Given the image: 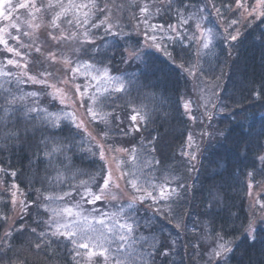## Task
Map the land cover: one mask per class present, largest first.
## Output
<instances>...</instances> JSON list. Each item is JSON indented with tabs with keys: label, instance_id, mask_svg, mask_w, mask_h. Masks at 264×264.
Listing matches in <instances>:
<instances>
[{
	"label": "trees",
	"instance_id": "trees-1",
	"mask_svg": "<svg viewBox=\"0 0 264 264\" xmlns=\"http://www.w3.org/2000/svg\"><path fill=\"white\" fill-rule=\"evenodd\" d=\"M30 1L39 0H15L8 12H28L30 6L20 8L19 5L29 4ZM41 1L40 4L45 7L49 2L53 4V0ZM103 1L98 0L99 7H92L95 12L91 16L105 23L113 22L114 19L115 23L118 14L122 15V29L114 28L120 35L107 32L103 24L97 28L90 26L91 28H86L87 40L85 32L79 31L82 35L75 36L76 42L80 44L93 40L88 45H81L83 48L79 46L78 53L83 49L86 55L89 47L99 45L105 38L112 36L120 44L111 56L112 63L116 68L123 67L127 61L121 58L122 53L129 47L127 41L130 40L127 30L131 23L126 22L131 15L121 0H106L104 4ZM187 1L196 6L205 4L204 0ZM254 1L243 0L249 11L255 8L259 12L261 7L252 4ZM216 2L225 23L224 36L215 45L214 51L203 58L201 73L209 80H215L219 76L223 78L221 96L226 111L221 116L220 125L224 133L211 146L205 147L207 154L200 160L197 168L200 169L199 172L193 178L189 177L188 185L191 186H188L187 193L183 196L189 204H184L182 209L180 227L195 223L207 231L212 228L222 230L233 241L228 264H264V223L260 220L264 213H255L250 203V185L264 182V161L260 159L264 156V96L257 97L252 91L253 85L259 90L264 84V23L261 22L264 18L257 16L252 19L248 16L245 20L240 17L233 0ZM224 3L231 5V10L225 11L222 6ZM155 6L161 8L160 3ZM232 20L240 22L232 25ZM237 30L240 35L236 41H232L229 34H235ZM187 44L170 45L171 56L159 51L155 45L146 46L144 59L136 63L151 74L152 81L162 93L161 101L158 106L146 111L147 120L138 117L135 124L130 120L136 134L132 133L133 130L125 120L130 111L127 107H120L117 113H123L118 119L121 124L115 123L114 127L107 130L98 127L103 141V144L98 141L101 145L105 148L120 147L123 150H129L133 146L138 150L144 148L160 168L168 170L173 164L176 165L188 142L191 127L184 98L191 86L186 69L195 60V45L190 44L185 50L184 45ZM177 52H180V57L176 56ZM137 126L139 131L136 130ZM102 129L108 132L107 136L103 135ZM85 136L87 140H96L88 133ZM41 145L39 137L27 134L18 140H8L6 146L0 147V170H3L0 171V242H3V246H0V264H81L74 259L73 245L64 238L56 239L50 246L41 243L40 249L35 248V244L41 242L38 234L44 230L42 222L33 214L32 207L37 206V201L40 200L37 189L41 192L47 190L46 195L56 196L69 189L72 184L104 171L106 167L100 158L99 145L96 144L94 155L72 147L71 151L57 154L51 160L46 158ZM13 172L16 173L15 176L11 175ZM57 172L59 180L53 179ZM14 184L19 185L18 190L12 188ZM13 191H16L15 204L12 203ZM216 192L224 196L220 204L212 202V196ZM261 199L264 203V193L261 194ZM25 204L26 210L23 207ZM253 218L256 219L255 241L243 231V226ZM159 220L157 217L156 222ZM166 227V230L161 229V233L169 235L170 242L167 241V244L171 245L173 238L176 245L168 249L171 255L160 258L162 260L158 264H206L207 258L201 248L194 247L197 241L192 240L191 234L177 238L173 228L181 229L176 227L174 221ZM32 229H36V232L33 233ZM6 232L11 235L4 241ZM196 232L197 230H191V233Z\"/></svg>",
	"mask_w": 264,
	"mask_h": 264
},
{
	"label": "rangeland",
	"instance_id": "rangeland-1",
	"mask_svg": "<svg viewBox=\"0 0 264 264\" xmlns=\"http://www.w3.org/2000/svg\"><path fill=\"white\" fill-rule=\"evenodd\" d=\"M14 1L10 0L9 4L4 8L5 14L11 16L12 19L6 20L0 17V28L7 30L5 39H8L9 46L15 48L21 55L15 56L12 53H8L4 49V46L0 45V71L5 73L11 72L13 74L12 77L0 76V85H3V88H0V103H2V97L7 95L4 89H11L17 97L25 96L24 101L17 102L15 105L17 108H20L22 104H31L33 106H39L40 108H47L49 111L57 112L62 116L65 113H74L75 122L80 124L81 127L77 129L65 117L62 125L64 131H57L56 135L57 137L69 136V130H71V136L73 138L72 147L83 150L88 155H94L96 153V144L99 146L103 144L99 136L98 127H103L104 130H107L114 127L113 125L115 123L121 124V120L118 119L121 118L123 113L122 111L117 113L120 107H127V110L130 111L126 114L127 119L125 120L130 129L133 130L132 133L136 134L133 126L130 125V117L136 114L140 119H143L147 110L158 106L162 93L156 87V84H154V80L152 81L151 74L148 70L145 67L137 66L136 62L138 60H128L123 67L119 68L113 65L111 56L117 50L118 45H120L115 37L109 36L100 44L98 43L99 45H92L89 47L86 55H84L83 49L78 53L79 46L90 43L81 42L80 44L76 42L75 36L82 35L79 31L84 33L87 31L86 28H97L101 26V21L91 16L94 15L95 9L92 7H83L84 5H97V3L99 4L98 0H60L65 8H68L69 4L75 7L67 11L57 21L60 24L59 30L53 29L51 25L53 14L61 11L59 7L47 8L44 5V7H41L42 4L39 2L41 0L38 2L30 1L28 12L13 14L12 12H8V9ZM23 1L21 0V2ZM105 1H103V4ZM121 1L128 8L131 15L126 22L127 24L131 23L129 30H127L130 39L127 43L129 47L138 46L141 49L142 59L139 61L144 59V49L149 45H155L158 42L161 47L157 49L169 55L170 45L181 43L169 39L175 34L167 30V25L169 24L179 27L176 19L177 0H172V7H169V0ZM204 1L205 4H215L217 7L216 0ZM57 2L58 0H53V4L57 5ZM184 2L185 4H189L187 0H184ZM33 3L36 6L35 8L32 7ZM157 3L161 5L158 11L159 6H155ZM205 4L198 5L197 7H204ZM252 4L260 8L256 0ZM137 5H147L149 9L148 13L142 14ZM36 8H40L41 10L36 11ZM133 10L134 12H132ZM204 15L207 19L202 24V28H211L214 37L208 50H200L199 39L191 43V45H195V60L191 61L190 64L198 65L199 69L196 71L195 76L190 75L187 71L191 86H189L184 98V105L189 101L191 102L189 108L186 109L191 126L189 132V136L192 137L191 147H189L188 139L187 144L183 148L184 150H182L183 154L179 155V160L176 165L173 164L170 169L165 170L160 168L157 161L154 160L147 149L141 147L142 149L138 150L133 146L129 150H123L120 147L112 148L106 146L105 148L103 145L105 157L103 161L106 169L99 171L88 179L72 184L69 189L56 195L61 196L65 193H71V195H65L63 200L49 202V209L55 208L62 211L64 208L70 207L74 211L81 213L79 217H68L65 214L62 217L63 222L72 223L73 225H79L81 227L91 226L98 231H102L107 239L115 241L118 240L119 235L125 234V230L121 229L119 225L135 219L139 224L137 238L146 236L149 241L148 244L144 245L145 249L154 246L156 249L163 251L165 247L169 246L167 244L168 239L170 240L169 235L162 234L161 229L166 230V225H170V222L173 221L176 224L178 222L180 225L182 224V209L184 204H189L185 197H183L184 193H187L188 186H191L190 183L188 185L189 177L193 178L199 172L200 169L197 168L200 166V160L207 154V148L215 143L217 138L224 133L220 125V119H222V115L226 111L225 103L221 96L223 78L221 76L215 80L205 78L201 73V65L203 58L212 53L215 45L223 38L225 23L223 22L222 16L210 6L206 9ZM86 16L88 17L87 20L85 19ZM145 17H147L146 23ZM247 17V13H245L242 19L246 20ZM69 20L72 23H68ZM29 21L32 26H29ZM115 23L122 29L121 23H124L123 16L118 14V20ZM13 24L17 25V27H11ZM149 25H163L164 28H156L154 30ZM115 31L116 29H113V32ZM193 31H196L194 25L188 29L187 35L191 36ZM146 32L147 36L154 34L157 40L154 42L147 39ZM8 33L13 37L19 36V40L11 39ZM50 33L57 37L64 36L66 38L71 35L72 38L65 39L60 44H57L51 39ZM182 43L189 44V41L184 40ZM36 47L41 48L40 53L35 52ZM198 50L199 55H197ZM50 53H54V57H51L49 55ZM8 59L16 61L21 67H16L15 64L8 65L6 62ZM66 60L69 63H65ZM25 64H27V68L23 67ZM76 69L79 70L76 71ZM105 69H107V76L104 74ZM17 76L20 77V83L16 82L15 77ZM28 76H34L42 82L34 83L27 79ZM94 77L96 79H93ZM77 88H79V91H76ZM121 88L123 90H120ZM81 92L83 96L80 95ZM31 93H38L39 95L37 97L27 95ZM93 101L96 103L94 104ZM213 104L215 107H212ZM89 107L93 108L97 113H100L95 120H93L91 114L87 111ZM206 113L211 114L212 118L210 121ZM112 116H115L117 119L113 120ZM193 116L196 117L195 120L191 119ZM12 119L13 121L16 120L15 117ZM17 126L21 127L20 129L23 131V123H18ZM38 127L40 130L34 131L31 125H29L27 134L39 137L40 144H42L41 138L51 136L52 130L50 126L48 129H44L42 125H38ZM65 127L69 128L67 129ZM3 131V129H0V134ZM202 132L212 134L201 135ZM85 133L90 134L92 137L94 136L96 140H87ZM41 146L45 153L44 145L42 144ZM191 155H195L196 159H191ZM54 156L56 155L52 157ZM121 161L123 163H120ZM109 171L112 174V178L108 191L114 194L116 198L113 199L112 195H106L102 201H98L96 204L89 203L88 199H82V195L84 197L88 196L85 186L93 192H96V185L102 182L100 177L107 175ZM131 181H135L141 188H147L149 192H153L154 194H158L159 186L164 185L165 187L176 189L179 195L173 194L169 200L159 201L157 203H153L150 199L139 202V198L144 193L136 191L132 187ZM177 181L182 185L181 188H177ZM117 184L119 185L118 188L116 187ZM262 193H264V182L260 185H250V203L257 214L262 213L258 206L259 203H262ZM52 196L55 197V195ZM130 202L134 205L135 210L128 208ZM94 209L98 211H94ZM157 209H161L162 211L158 212ZM32 212L34 215L36 214V219L42 222V230L47 231L46 222L50 219L51 212L46 211L43 206L39 208L33 206ZM157 217L160 219L158 223L156 222ZM101 218L105 221L103 225L99 223ZM194 219L196 220V218ZM198 223L199 225L201 224L200 222ZM191 224L184 228L180 227L181 230L173 228L176 232V237H187L191 234L192 240L194 239L197 243H200L205 239L204 231H202L204 229L195 223ZM109 228L112 229L111 232H108ZM193 229L197 230L196 234L191 233ZM197 237H200V240ZM208 239L210 240L211 237H208ZM173 241L174 239L172 238L171 244ZM79 243L80 241L78 240L77 246H73V249L74 255L75 251H79L80 255L75 256V258L81 264H113L112 257L116 255L114 249L118 246L117 244H111L108 258L105 260L99 255H92L93 249L91 244L89 249L85 250L78 248ZM206 247V244H201L200 248L203 253H205ZM95 250L97 253L101 251L99 247ZM130 250L126 248L122 251L126 254ZM163 257V255L157 252L155 257L148 261V264H158L162 260L160 258Z\"/></svg>",
	"mask_w": 264,
	"mask_h": 264
},
{
	"label": "snow or ice",
	"instance_id": "snow-or-ice-1",
	"mask_svg": "<svg viewBox=\"0 0 264 264\" xmlns=\"http://www.w3.org/2000/svg\"><path fill=\"white\" fill-rule=\"evenodd\" d=\"M10 0H0V17H3L6 20H11L12 17L9 15H6L4 12V8L6 5H8ZM233 3L235 4L236 10L238 11L241 18H244L245 13H247V16L251 17L252 19H256L257 16L264 18V0H257V3L260 5L261 10L257 12L255 8H252L251 11H249L248 8L245 7V4L243 0H233ZM178 6L176 7V19L179 27L176 25L169 24L167 25V30L173 32L175 35L170 37L169 39L174 41L183 42L184 40L189 41V45H184L185 50L190 46L192 42H195L197 39H199L200 44V50H208L210 49V46L212 44V40L214 37L213 31L211 28H202V24L206 21V16L204 15L206 9L210 6L212 7L218 14L220 13L221 9L219 7H216L215 4H205L204 7H197L192 4H185L184 0H177ZM225 9V11L231 10L232 6L224 3L222 5ZM20 8H28L29 4L27 3H21L19 5ZM32 7H36L35 4H32ZM41 7H44L43 5ZM53 7H59L61 11L55 12L53 14V18L51 20V25L53 29L59 30L60 24L57 22L60 20L61 16H64L67 11L71 10L75 6L72 4H69L68 8H65L63 3L58 0L57 5H53L51 2L47 5V8H53ZM83 7H99L95 4L93 5H84ZM139 7V11L144 14L148 13L149 9L147 5H137ZM169 7H172V0H169ZM183 9V10H182ZM40 8H36V11H40ZM159 9H157L158 11ZM86 16V20H87ZM107 20V16L105 17ZM191 21V24H190ZM147 22V17H145V23ZM240 21L239 20H232L231 24L236 25ZM264 23V19L261 21ZM29 26L31 25V22L29 21ZM68 23H72L71 20L68 21ZM101 24L104 25L107 32L113 34V35H120V32L117 30L113 32V29H119V25L115 24L112 21H108L105 23V21H101ZM192 25L195 26L196 31L192 32V35H187L188 29L192 28ZM97 26V25H93ZM11 27L16 28L17 25H11ZM149 27L153 28L154 30L156 28L163 29V25H149ZM6 29L0 28V45L4 46V49L8 53H12L15 56H20L21 53L18 52L15 48L9 46L8 39H5ZM9 37L11 39L19 40V36H11L10 33H8ZM51 39L55 41L57 44H60L61 41L65 39H71V35L69 37L64 36H54L49 34ZM146 38L150 39L152 41H156L157 38L153 34L151 36H147V32L145 33ZM240 35L239 31L237 30L235 34H229L230 39L232 41H236L238 39V36ZM84 36L87 40L88 33L85 31ZM262 38H264V34H262ZM91 42V41H87ZM157 48H160V44L157 42L155 44ZM36 53L41 52L40 47L35 48ZM199 50L197 52V55H199ZM207 54V53H206ZM51 57H54V53L49 54ZM171 56V54H169ZM180 52H177L176 56L180 57ZM123 60L128 61H136L142 59V52L141 49L138 46H130L128 48H125L122 57ZM176 57H173L175 59ZM8 65L15 64L16 67H21L16 61L12 59H8L7 61ZM65 63H69V61H65ZM24 68H27V64L23 65ZM181 67L183 68L184 65L182 64ZM79 69H76L78 71ZM198 65L196 64H190L187 68V71L190 75L195 76L196 71H198ZM105 76H107V69H105L104 72ZM12 73L8 72L5 73L3 71H0V76H7L12 77ZM43 75V74H42ZM16 82L20 83V77H15ZM28 80H31L34 83L42 82L38 80L34 76H28ZM93 79H96L95 77ZM10 82V81H9ZM0 88H3V85H0ZM7 92V95H4L2 97V103H0V129H3L4 131L2 134H0V147L6 146L8 140H18L21 138L22 135H27L29 131V125H31V128L34 131H39L40 128L38 125H42L44 129H48L50 126V129L52 130V135L48 137H42L41 143L44 145L45 149V156L51 160L53 155L60 154L62 155L65 151L71 150L72 148V136H71V130H69L70 135L69 136H60L57 137L56 132H63L64 127L63 120L66 117L68 121H70L74 127L77 129L81 127L80 124L75 122V115L74 113H65L63 116L57 112H51L47 108H40L39 106H33L31 104H22L20 108L15 107L18 101L22 102L25 100V96H19L17 97L11 89H4ZM120 90H123L122 88ZM76 91H79V88L76 89ZM253 93L257 97L264 96V84L261 85L259 90H256L255 85H253L252 88ZM30 97H37L38 93H31L27 94ZM81 96H83V93H80ZM92 99V98H90ZM63 102V101H61ZM95 104L96 102L93 101ZM191 102L189 101L184 105L185 109L189 108V104ZM212 107H215L213 104ZM88 113L91 114L93 120L97 118L100 113H97L94 111L93 108L89 107L87 109ZM135 111V110H134ZM19 113V115H17ZM208 116L209 121L211 120V114L206 113ZM13 117L16 118L15 121H13ZM103 119V117H102ZM113 120H116L117 118L115 116H112ZM143 119L147 120L148 116L147 114L144 115ZM191 119L195 120L196 117H191ZM130 120L135 124L138 120V115L134 114L130 117ZM18 123H23V131L20 130V128L17 126ZM136 130L139 131V127H136ZM117 131H121L120 129H117ZM103 135L107 136L108 132L104 131L102 129ZM125 134H127L125 132ZM211 135L212 133L208 132H202L201 135ZM189 147L192 145V137L189 136ZM100 158L103 160L104 157V151H103V145H100ZM191 159L195 160V155H191ZM135 159V157H133ZM260 159L264 161V156H261ZM120 163H123L121 161ZM3 171V170H0ZM12 176H15L16 173H11ZM112 174L111 172H107V175L101 176L100 180L101 183H98L96 185L97 191L93 192L90 188L86 187V191L88 193L87 197L81 196L82 199H88L89 203L96 204L98 201H102L103 198L106 195H112V198L115 199V195L110 193L108 191L109 185L111 182ZM53 179L59 180V172H57L56 177ZM83 183V182H82ZM131 185L136 191L144 193L139 198V202H143L145 199H150L153 203H157L159 201H165L169 200L173 194L179 195L176 189H173L171 187H165L164 185L159 186V192L158 194H154L153 192H149L147 188H141L138 183L135 181H131ZM177 188H181L182 185L177 181L176 182ZM116 187L118 188L119 185L117 184ZM13 189L19 188V185H12ZM7 191V189H5ZM40 194V200L37 201V207L43 206L46 211L51 212L50 219L46 222V228L47 231H41L38 234V238L41 242H38L35 244L36 249L41 248V243H43L46 246H50L53 242H55L56 239L64 238L69 243H71L74 247L77 246V241L79 240L80 243L78 244L79 249H89L90 244L92 245V255H99L103 257L105 260L108 258V252L109 248L111 247V244L115 243L118 246L114 249L116 255L112 257L113 264H148L149 260H152L157 252H159L160 255L168 256L169 248L174 246L175 241L172 242L171 245L168 247H165L163 251H160L159 249H156L154 246L145 249L144 245L148 244L149 241L147 237H140L137 238V229L139 227L138 222L135 219H131V222H125L123 224H120L119 227L121 229L125 230V234L119 235L118 240L111 241L105 237V234L102 231H98L91 226L87 227H81L79 225H73L72 223L63 222L62 217L66 214L68 217H79L81 216V213L78 211H74L73 208H64L62 211L51 208L49 209V202H55L56 200H63L65 195H71V193H65L61 196H52V195H46V191L41 192L39 189L36 190ZM13 199L12 203H16L15 197H16V191H13L11 193ZM135 199V197H134ZM224 200V196L220 192H216L212 196V202L215 204H220ZM211 206V205H210ZM259 208L262 213H264V203H259ZM24 209L26 210L27 205H23ZM128 208L131 210L134 209V205L130 202L128 205ZM94 211H98L94 209ZM158 212H161V209H157ZM165 215H167L165 213ZM86 219V218H85ZM260 220L262 223H264V215H261ZM99 223L103 225L105 223L104 219L101 218L99 220ZM180 223L178 222L176 224L177 228H180ZM33 233L36 232V229L31 230ZM112 229L109 228L108 232H111ZM195 231V229H193ZM204 231L205 239L202 240L200 243H197L194 245L195 248L199 249L201 247V244H206V251L204 255L207 257L206 264H228V257L229 254L233 251L232 244L233 241L231 239L227 238V235L222 230H216L215 228H212L211 231L202 230ZM243 231L247 236L255 241L257 239L256 235V219H249L246 226H243ZM10 233H5L4 241H7L8 237L10 236ZM208 237H211L209 240ZM198 240H200V237H197ZM88 241V242H84ZM0 246H3V242H0ZM99 247L101 251L99 253L96 252V248ZM129 248L130 251H127L125 254L122 250ZM79 251H75V256H79ZM74 256V259H75Z\"/></svg>",
	"mask_w": 264,
	"mask_h": 264
}]
</instances>
